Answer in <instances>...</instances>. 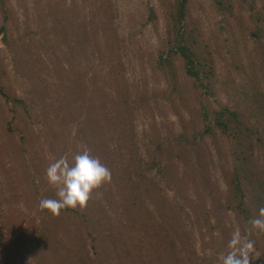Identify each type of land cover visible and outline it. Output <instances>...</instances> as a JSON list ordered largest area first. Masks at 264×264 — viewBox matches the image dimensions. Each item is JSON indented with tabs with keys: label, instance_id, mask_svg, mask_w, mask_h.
Returning a JSON list of instances; mask_svg holds the SVG:
<instances>
[{
	"label": "rangeland",
	"instance_id": "374dc122",
	"mask_svg": "<svg viewBox=\"0 0 264 264\" xmlns=\"http://www.w3.org/2000/svg\"><path fill=\"white\" fill-rule=\"evenodd\" d=\"M179 1L0 0V264H220L236 228L264 264L246 179L253 217L234 208L238 139L216 122L230 109L232 133L254 127L264 174V0H186L211 61L198 78L166 61ZM85 150L111 181L83 208L41 210L58 198L46 153Z\"/></svg>",
	"mask_w": 264,
	"mask_h": 264
},
{
	"label": "clouds",
	"instance_id": "9594fccd",
	"mask_svg": "<svg viewBox=\"0 0 264 264\" xmlns=\"http://www.w3.org/2000/svg\"><path fill=\"white\" fill-rule=\"evenodd\" d=\"M46 157L50 162L45 174L49 183L56 187L58 198H42L39 206L53 215H59L65 208L85 207L93 190L111 181L110 169L88 150L76 153L71 160L57 158L51 153H46ZM249 223L253 229L264 232V207ZM228 247L227 253L218 254L220 264H251L255 259L254 241L242 235L239 228L232 233Z\"/></svg>",
	"mask_w": 264,
	"mask_h": 264
},
{
	"label": "trees",
	"instance_id": "16d2710c",
	"mask_svg": "<svg viewBox=\"0 0 264 264\" xmlns=\"http://www.w3.org/2000/svg\"><path fill=\"white\" fill-rule=\"evenodd\" d=\"M5 0H1L4 4ZM186 0H180L176 4V9L171 11V29L174 31V36L169 39L174 41L172 48L169 49L166 61L171 62L170 58L172 52L181 54L186 61L187 72L191 76L200 77V70H206L207 65L211 64L210 60L207 61L205 56H202L199 51L197 52L198 38L194 34L192 36L190 33L192 30H188L185 23L186 18ZM4 6V5H3ZM150 19L153 20L156 14V10L153 6L149 7ZM5 27H0L1 30H4ZM169 34L172 35L169 29ZM172 42V41H171ZM169 43V42H168ZM163 57V56H162ZM198 58V59H197ZM16 98V94L13 93ZM225 110V109H224ZM224 110H219L217 112L216 122L218 126L221 127L224 133L228 135H233L238 139L236 143V161L234 163V177L232 179L233 191H235V205L234 208L239 212L244 213L247 218L251 219L253 214L250 212L251 209L247 208L245 193H246V179L253 189L252 204L259 212L260 208L264 207V174L261 170L256 167L255 160L253 158L252 152L254 148V142L252 140L254 127L246 126L244 124H238L234 132L230 130V125L228 121H231L235 118L234 111L228 109L233 115V117H227ZM237 119V118H236Z\"/></svg>",
	"mask_w": 264,
	"mask_h": 264
}]
</instances>
